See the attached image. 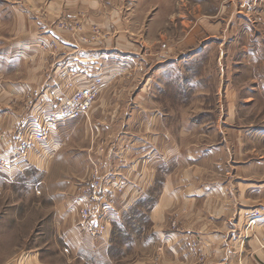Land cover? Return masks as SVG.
<instances>
[{"label": "rangeland", "instance_id": "rangeland-1", "mask_svg": "<svg viewBox=\"0 0 264 264\" xmlns=\"http://www.w3.org/2000/svg\"><path fill=\"white\" fill-rule=\"evenodd\" d=\"M20 1L29 2L0 0L2 47L1 38L5 36H29L27 26L21 23L20 9L14 7ZM99 1L95 12L93 8L80 6L49 19L42 9L40 12L29 9L24 18L34 27L33 15L40 17V25L35 26L44 41L39 40L40 48L55 53L62 47L50 38L53 35L48 33L49 28L64 36H78L81 45L104 44L114 36H126L132 43L126 47L125 54H116L111 59L112 73L107 83L101 78L103 85L97 98L136 97L143 89L146 112H152L151 117L154 113L158 115L159 147L164 150L165 134L170 133L168 145H176L178 153L168 162L162 159L160 151L151 159L144 158L146 164L159 169L150 188L130 207L120 208L118 195L133 190L134 185L114 179L104 185L111 211L118 213L108 255L116 264H133L136 255L144 264H160L161 247L152 260L149 254L153 237L149 235L147 217L161 192L167 170L173 172L172 168L177 169L179 162L180 168L184 164L185 168L197 172L200 183L220 180L231 187V178L227 175L234 164H249L260 175L264 173V0ZM151 97L156 101H151ZM132 106L126 104L125 112ZM90 111L76 119L59 122L52 136L60 128L58 139L62 137L65 142L63 154L60 153L57 165L46 174L42 184L29 186L27 191L25 186L21 191L10 188L6 181L4 189L0 186V229L12 236L13 245H27V241L37 239L44 231L47 245L42 251L51 264H66L62 258H67L69 252L64 248L65 234L60 232L68 224V208L72 206L79 211L83 184L95 170L104 178L109 176L107 162L96 156L88 161L86 147L93 146L92 153L96 148L107 147L116 157L118 145L120 149L133 145L134 149V143L139 144V139H143L137 136V126L147 122L146 117L140 116L144 113L135 112L134 118H130L133 135L124 139L121 131L127 129L125 117L111 122L110 132L103 134L100 128V136L90 130H94L91 121L86 133ZM39 122L30 123L22 133ZM147 140L148 137L143 142ZM0 156L5 158L2 153ZM88 162L91 165L83 178ZM148 169L151 168L148 166ZM5 170H0V174ZM136 237H142L139 239L142 241L134 242ZM256 241L259 246L261 238ZM18 251L15 249L13 255ZM77 253L83 259L72 264H87L86 259L92 260L87 249H79ZM102 257L100 253L94 254V264H99Z\"/></svg>", "mask_w": 264, "mask_h": 264}, {"label": "crops", "instance_id": "crops-1", "mask_svg": "<svg viewBox=\"0 0 264 264\" xmlns=\"http://www.w3.org/2000/svg\"><path fill=\"white\" fill-rule=\"evenodd\" d=\"M15 4L14 7L20 9L21 23L27 26L29 36L1 38L4 47L0 46V153L5 158L11 156L16 137L30 123L50 114L60 100L66 99L75 89L86 86L94 78H102L107 83L112 73L111 59L116 54H125L126 47L132 46L126 36H114L104 44L81 45L78 36H64L49 28L48 33L53 35L50 38L55 39L62 48L56 53L40 48L39 40L42 42L43 39L35 31V26L40 25V17L33 15L34 27L29 26L30 23L24 18V13L28 15L29 9H42L45 17L50 19L62 11L75 10L80 6L93 8L95 12L99 9L100 1L29 0L28 3L20 1ZM140 91L143 92V89ZM142 92L129 98H112L108 95L99 97L86 119V133H89L88 125L93 121L94 130H90L100 136V128L103 134L110 132L113 129L111 122L125 117L127 129L121 131V137L127 139L133 135L129 120L134 118V113H144L139 115L147 118L145 124L139 128L137 126V136L143 139H139V144L138 141L134 143V149L133 145L121 149L118 145L116 157L107 147L106 150L96 148L94 153L91 152L94 151L93 146H87L84 150H87L88 161L96 156L98 160L107 162L105 168H108L109 176H105V184L114 179L127 180L134 185L133 190L118 195L120 208L123 209L134 204L138 196L155 181L159 166L152 168V164L143 161L144 158L151 159L154 153L160 151L162 159L168 162L178 153V147H174L176 145H168L170 133L165 134L164 150L159 147L158 115L154 113L151 117L152 112H146L143 103L146 98ZM150 100L155 98L151 97ZM126 104L133 105L129 112H125ZM96 122L105 124L99 125ZM60 132L59 128L57 134L47 142L36 144L24 163L2 171L1 188L4 189L2 186L8 182L10 188L21 191L25 186L27 191L29 186L42 184L46 174L57 165L61 157L65 142L62 137L58 139ZM64 134L67 135L66 132ZM146 137L148 140L143 142ZM133 152L135 154L131 158ZM177 163L178 167L172 168L173 172L166 171L161 192L147 217L149 235L153 237L149 244L151 260L161 247L160 264H264V249H260L256 241L264 238V173L260 175L255 166L249 164H234L227 175L231 178L232 187L228 184L230 188H227V183L223 185L220 180L200 183L197 172L185 168L184 164L180 168V163ZM90 165L88 162L83 178ZM32 174L35 176L30 177ZM211 183L212 186L209 185ZM72 208H68V224L60 232L65 234L64 248L69 252L67 258H62L63 263L72 264L77 259H83L77 250L84 248L92 255L90 262L86 259L87 264H94V254L99 253L103 256L99 264H116L108 255V250L113 244L112 227L118 213L110 210L109 226L105 234L91 237L78 227V211ZM250 221L253 222L250 224ZM6 232L0 229V264H6L14 258L18 259V264L52 263L42 251L47 245L44 231L38 234L37 239L27 241V245H13L14 239L11 235L7 236ZM8 232L13 234L9 228ZM142 233L145 234L144 231ZM139 239L142 237H136L134 242L142 241ZM15 249L19 251L13 255ZM138 256L134 257L133 264H144Z\"/></svg>", "mask_w": 264, "mask_h": 264}, {"label": "built area", "instance_id": "built-area-1", "mask_svg": "<svg viewBox=\"0 0 264 264\" xmlns=\"http://www.w3.org/2000/svg\"><path fill=\"white\" fill-rule=\"evenodd\" d=\"M102 85L101 79H94L86 86L75 89L66 99L56 103L53 111L41 122L17 136L9 158L0 156V170L24 163L30 150L36 144L47 142L50 139L59 122L87 114L92 109ZM103 179L104 176L95 170L83 184L79 193L78 224L81 230L91 237L103 236L109 226L111 206L104 191ZM259 248L264 249V238L259 242ZM6 264H18V259L14 258Z\"/></svg>", "mask_w": 264, "mask_h": 264}]
</instances>
